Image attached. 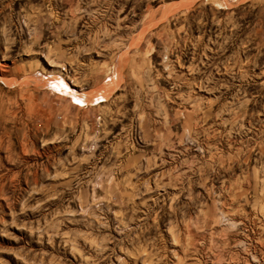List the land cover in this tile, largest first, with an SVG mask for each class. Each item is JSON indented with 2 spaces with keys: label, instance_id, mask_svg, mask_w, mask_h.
Segmentation results:
<instances>
[{
  "label": "rangeland",
  "instance_id": "rangeland-1",
  "mask_svg": "<svg viewBox=\"0 0 264 264\" xmlns=\"http://www.w3.org/2000/svg\"><path fill=\"white\" fill-rule=\"evenodd\" d=\"M0 264H264V0H0Z\"/></svg>",
  "mask_w": 264,
  "mask_h": 264
},
{
  "label": "bare ground",
  "instance_id": "bare-ground-1",
  "mask_svg": "<svg viewBox=\"0 0 264 264\" xmlns=\"http://www.w3.org/2000/svg\"><path fill=\"white\" fill-rule=\"evenodd\" d=\"M59 78H57L54 82L51 81V84L53 82L54 88L61 91L62 94L65 93V95L72 97L78 104L95 105L96 102L99 100V98L97 97H89L88 95L81 94L80 92L73 89L67 82Z\"/></svg>",
  "mask_w": 264,
  "mask_h": 264
}]
</instances>
